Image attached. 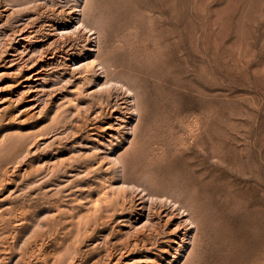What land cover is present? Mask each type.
Instances as JSON below:
<instances>
[{"label":"rangeland","instance_id":"1","mask_svg":"<svg viewBox=\"0 0 264 264\" xmlns=\"http://www.w3.org/2000/svg\"><path fill=\"white\" fill-rule=\"evenodd\" d=\"M77 1L0 0V264H264V0Z\"/></svg>","mask_w":264,"mask_h":264},{"label":"bare ground","instance_id":"2","mask_svg":"<svg viewBox=\"0 0 264 264\" xmlns=\"http://www.w3.org/2000/svg\"><path fill=\"white\" fill-rule=\"evenodd\" d=\"M172 1V0H171ZM78 2V4L74 7V9L72 10V13L75 15L74 16V21H75V26H74V29L73 30H71V31H68V32H65V33H63V35H68V34H72V33H75V32H78V34H79V32H82L81 34H83V33H88L89 34V36L90 37H93L92 38V40H91V42L94 44V45H92L90 48H89V51L90 52H95V53H97V52H99V48H100V44H99V39H100V31L98 30V28H95V27H93L92 26V24H90V20H89V17H88V13H87V8H86V5H87V2H88V0H78L77 1ZM100 27V26H99ZM100 29V28H99ZM77 34V33H76ZM96 56V55H95ZM97 60V59H96ZM100 62V61H99ZM104 62V61H103ZM98 63V62H97ZM101 63H102V61H101ZM99 64V65H98ZM97 65L100 67L101 66V64L100 63H98ZM86 66V65H85ZM108 66V65H107ZM107 66H105L104 65V63L102 64V66H101V70H102V73L104 74V77L106 78V81H105V83H103V85L105 86V87H111V86H113L114 84H115V86H116V83L117 82H114V81H112V77H110L109 76V73H108V70H107ZM99 70H100V68H99ZM97 73V72H96ZM116 77V76H115ZM126 78V77H125ZM124 78V79H125ZM83 79V78H82ZM85 79V78H84ZM123 79V78H122ZM127 79V78H126ZM113 80H114V78H113ZM118 80H119V78H118ZM120 81V80H119ZM114 82V83H113ZM122 82H124V81H122ZM119 83V82H118ZM121 83V82H120ZM101 84V83H100ZM122 84V83H121ZM120 84V85H121ZM125 84V83H124ZM127 84V83H126ZM125 84V85H126ZM130 84H131V82H130ZM133 85V84H132ZM122 86H123V84H122ZM128 86V85H127ZM127 86H125V87H127ZM130 86V85H129ZM128 86V87H129ZM113 88H116L117 89V87H113ZM130 88H132V86L130 87ZM122 89V88H121ZM128 89V88H127ZM133 89V88H132ZM130 90V89H129ZM134 91H132L131 93H133ZM133 95V94H132ZM135 95V94H134ZM132 97V96H131ZM132 99V98H131ZM135 103H137L136 101H134ZM110 103V102H109ZM136 105V104H135ZM136 107H137V105H136ZM135 107V108H136ZM137 110L135 109L134 110V112H136ZM139 115H140V113H139ZM137 119V118H136ZM139 119V118H138ZM134 126V125H133ZM135 127V126H134ZM133 127V128H134ZM134 133V132H133ZM115 160H119L120 161V158L118 159H115ZM118 161V162H119ZM122 161V160H121ZM120 161V162H121ZM123 163V162H122ZM121 164V163H120ZM123 167V166H122ZM121 168V167H120ZM137 169V168H136ZM122 170V169H121ZM125 171V170H124ZM122 172H123V170H122ZM126 173V172H125ZM122 175H124V176H126V174H122ZM126 178V177H125ZM125 181V180H124ZM126 182H128V181H126ZM128 184V183H127ZM131 184V183H130ZM133 184V183H132ZM123 185V184H122ZM125 185H126V183H125ZM129 185V184H128ZM129 186H131V185H129ZM137 186V185H136ZM143 189V188H142ZM145 189H143L142 191H144ZM147 192V191H146ZM142 193V192H141ZM145 195H146V193H144ZM158 195V194H157ZM150 196V195H149ZM152 196H155V195H152ZM151 196V197H152ZM158 196H161V195H158ZM164 196H165V194H164ZM144 197V196H143ZM156 198V197H155ZM166 198V197H165ZM171 198V197H170ZM152 199V198H151ZM158 199H161V198H159L158 197ZM164 200V199H163ZM157 201V200H156ZM172 202H173V200H171ZM168 203V202H167ZM171 203V202H170ZM174 203V202H173ZM156 205V204H155ZM174 205H175V203H174ZM178 206H179V204H178ZM181 206V205H180ZM183 206V205H182ZM179 209H181L182 211H183V213H185L184 215L185 216H187L188 217V219L186 220V222L187 221H189V225H194V223H196V222H192V217H191V219H190V217H189V215L191 214V213H189V211H188V209L186 208V209H184L183 207H180ZM176 210V209H175ZM191 211V210H190ZM192 216V215H191ZM186 218V217H185ZM237 220V219H236ZM186 222H184V223H186ZM259 222V221H258ZM251 223H252V220H251ZM197 224V223H196ZM249 225H251V224H249ZM195 226V225H194ZM193 226V227H194ZM198 226V225H197ZM260 226V225H259ZM188 227V226H187ZM192 228V227H191ZM196 228V227H195ZM252 228H254V227H252ZM193 229V228H192ZM249 229V228H248ZM263 229V228H262ZM194 230V229H193ZM261 231H263V230H261ZM255 232H256V230H255ZM241 233V232H240ZM242 234V233H241ZM258 234V233H257ZM261 244V243H260ZM259 244V245H260ZM248 245V244H247ZM262 245V244H261ZM240 252V251H239ZM186 254V253H185ZM183 257H185V255L183 256ZM235 257V256H234ZM237 257V256H236ZM236 257H235V259H236ZM231 258V257H230ZM238 258V257H237ZM241 258V257H240ZM63 260V259H62ZM239 260V259H238ZM242 260V259H241ZM233 262V261H232ZM238 262V261H237ZM241 262V261H240ZM231 263V262H230Z\"/></svg>","mask_w":264,"mask_h":264}]
</instances>
